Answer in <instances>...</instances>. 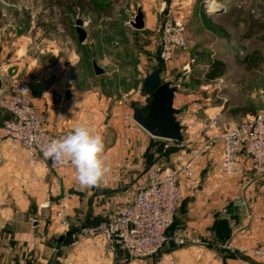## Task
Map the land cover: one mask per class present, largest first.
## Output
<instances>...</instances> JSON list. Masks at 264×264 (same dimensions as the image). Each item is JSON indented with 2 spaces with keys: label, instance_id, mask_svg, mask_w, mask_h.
<instances>
[{
  "label": "crops",
  "instance_id": "0c3cea01",
  "mask_svg": "<svg viewBox=\"0 0 264 264\" xmlns=\"http://www.w3.org/2000/svg\"><path fill=\"white\" fill-rule=\"evenodd\" d=\"M133 1L144 13L143 29L147 30L156 28L165 7L172 8L186 23L189 46L197 44L199 35L207 36L209 28L218 32L213 16L226 12L224 7L206 12L205 0ZM2 33L0 28V97L16 74L31 71L28 80L32 90H42L40 97L32 96L33 102L54 138L77 123L90 122L104 135L111 171L100 186L82 188L70 165L60 164L58 174L42 160L31 166L24 149L4 135L3 123L10 114L0 110V264H264L251 256V249L264 241V178L247 169L243 176L223 179L218 169H204V158L195 163L194 181L180 174L183 199L175 219V229L196 242L170 243L157 257L136 260L126 259L119 249L105 250L103 239L95 234L73 243L53 215L56 181L61 189L74 193L68 214L70 229H75L118 213L146 184L149 169L165 164V151L134 121L133 108L111 97L104 99L101 88L88 90L71 68L60 71L49 66L44 55L28 56L22 44L13 50L2 43ZM184 56L177 53L172 63L178 66ZM102 68L103 73L94 74L105 75ZM165 80L174 83L169 77ZM182 92L178 89L175 93L176 108L177 100H186ZM190 104L191 110L206 118L216 114L221 121L226 119L224 105L208 104L201 109L194 101ZM104 114L107 120L103 127ZM177 118L184 124L179 115ZM238 200L245 205H237Z\"/></svg>",
  "mask_w": 264,
  "mask_h": 264
},
{
  "label": "rangeland",
  "instance_id": "374dc122",
  "mask_svg": "<svg viewBox=\"0 0 264 264\" xmlns=\"http://www.w3.org/2000/svg\"><path fill=\"white\" fill-rule=\"evenodd\" d=\"M96 2L97 10L80 11L60 6L59 0H0L2 43L13 50L22 44L28 56L44 55L50 60L49 66L60 71L71 68L82 86L88 90L101 88L104 99L111 97L131 109L147 108L151 97L150 92L143 89V80L162 67V79L173 80L186 100L176 101L180 108L178 115L184 123H181L182 144L155 137L166 154L161 167L179 169L189 161L195 166L196 161L204 158L201 163L204 169H219L218 147L196 155L215 129L211 127L209 116L206 118L191 110L190 103L194 101L201 109L208 104L224 105L226 119L218 118L221 127L264 111V0H205L202 4L206 12L226 8L223 16H213L215 27H220L219 33L212 26L214 29L209 28L207 36L199 35L197 44L189 46L178 66L173 64L174 59L164 64L159 58L165 16L172 13L180 17L172 8L163 9V17L158 19L155 29L137 30L131 25L138 12L133 0ZM78 18L84 21L88 33L84 43L78 40L75 25ZM93 60L106 69L105 75L94 74ZM214 60L225 63L224 74L206 80ZM167 70L170 73L167 74ZM21 74L30 80L31 71ZM178 95L180 97V93ZM0 110L4 111L1 107ZM106 120L104 114L103 127ZM176 233L182 232L175 229L174 223L171 234ZM170 243L180 245L173 241L166 245ZM161 251L153 256L157 257Z\"/></svg>",
  "mask_w": 264,
  "mask_h": 264
},
{
  "label": "built area",
  "instance_id": "2783aa9c",
  "mask_svg": "<svg viewBox=\"0 0 264 264\" xmlns=\"http://www.w3.org/2000/svg\"><path fill=\"white\" fill-rule=\"evenodd\" d=\"M188 49L185 21L168 13L161 26L160 60L167 64L175 59L177 53H185ZM0 107L10 114L3 123L4 135L24 149L29 164L33 166L42 160L58 174L60 164L44 156V148L54 136L33 102L32 88L25 74H16L12 78L9 89L0 98ZM209 118L215 130L196 155L218 147L221 155L218 175L223 179L243 176L247 169H251L255 176H263L264 111L223 127L219 124L218 115ZM168 141L177 145L183 142ZM193 169V161L184 163L179 170L164 166L151 168L146 184L118 213L75 229H69L68 214L74 193L61 189L56 181L55 220L71 236L73 243L95 234L103 239L105 250H122L129 260L153 256L169 241L180 245L194 243L196 238L184 233L171 234L183 199L180 174L184 173L194 181ZM236 204L245 205V201L238 200ZM251 256L264 263V241L251 249Z\"/></svg>",
  "mask_w": 264,
  "mask_h": 264
},
{
  "label": "water",
  "instance_id": "95a60500",
  "mask_svg": "<svg viewBox=\"0 0 264 264\" xmlns=\"http://www.w3.org/2000/svg\"><path fill=\"white\" fill-rule=\"evenodd\" d=\"M76 31L80 42L87 38V31L84 28V21L80 18L75 21ZM131 25L138 30L145 26L144 13L139 8ZM3 64L0 63V69ZM93 68L96 74H101L104 69L94 60ZM162 67H158L148 74L143 80V89L150 92V100L147 108L133 107L132 118L153 137L182 142L183 126L177 115L180 110L174 106L175 93L178 87L171 81L162 79ZM3 87V78L0 75V92ZM42 90L33 89L32 96L40 97Z\"/></svg>",
  "mask_w": 264,
  "mask_h": 264
},
{
  "label": "clouds",
  "instance_id": "9594fccd",
  "mask_svg": "<svg viewBox=\"0 0 264 264\" xmlns=\"http://www.w3.org/2000/svg\"><path fill=\"white\" fill-rule=\"evenodd\" d=\"M44 156L56 164L70 165L82 188L100 186L111 171L104 135L90 122L77 123L66 134L50 139Z\"/></svg>",
  "mask_w": 264,
  "mask_h": 264
},
{
  "label": "trees",
  "instance_id": "16d2710c",
  "mask_svg": "<svg viewBox=\"0 0 264 264\" xmlns=\"http://www.w3.org/2000/svg\"><path fill=\"white\" fill-rule=\"evenodd\" d=\"M60 6L67 5L69 9H78L80 11H95L97 10L96 0H59ZM225 71V63L221 60H214L210 71L206 75V80H212L222 76Z\"/></svg>",
  "mask_w": 264,
  "mask_h": 264
}]
</instances>
